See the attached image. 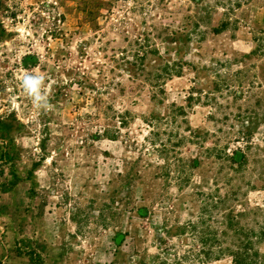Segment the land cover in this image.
<instances>
[{
    "label": "rangeland",
    "instance_id": "obj_1",
    "mask_svg": "<svg viewBox=\"0 0 264 264\" xmlns=\"http://www.w3.org/2000/svg\"><path fill=\"white\" fill-rule=\"evenodd\" d=\"M238 261L264 264V0H0V264Z\"/></svg>",
    "mask_w": 264,
    "mask_h": 264
},
{
    "label": "clouds",
    "instance_id": "obj_2",
    "mask_svg": "<svg viewBox=\"0 0 264 264\" xmlns=\"http://www.w3.org/2000/svg\"><path fill=\"white\" fill-rule=\"evenodd\" d=\"M36 81L32 80V79H26L24 81V84L26 87H29L32 89V91H35L36 90Z\"/></svg>",
    "mask_w": 264,
    "mask_h": 264
},
{
    "label": "trees",
    "instance_id": "obj_3",
    "mask_svg": "<svg viewBox=\"0 0 264 264\" xmlns=\"http://www.w3.org/2000/svg\"><path fill=\"white\" fill-rule=\"evenodd\" d=\"M237 264H250V262H249V263H246V262H244V261H242V262L238 261Z\"/></svg>",
    "mask_w": 264,
    "mask_h": 264
}]
</instances>
